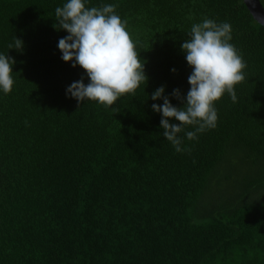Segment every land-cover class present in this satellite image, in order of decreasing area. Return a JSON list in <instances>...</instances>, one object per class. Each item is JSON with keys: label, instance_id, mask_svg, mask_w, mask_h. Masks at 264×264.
<instances>
[{"label": "trees", "instance_id": "obj_1", "mask_svg": "<svg viewBox=\"0 0 264 264\" xmlns=\"http://www.w3.org/2000/svg\"><path fill=\"white\" fill-rule=\"evenodd\" d=\"M64 2L0 0V53L14 61L0 93V264H264V27L243 0H88L115 4L147 77L106 109L65 94L88 79L60 58ZM204 18L231 25L245 78L178 153L150 96L164 87L183 107L180 45Z\"/></svg>", "mask_w": 264, "mask_h": 264}, {"label": "clouds", "instance_id": "obj_2", "mask_svg": "<svg viewBox=\"0 0 264 264\" xmlns=\"http://www.w3.org/2000/svg\"><path fill=\"white\" fill-rule=\"evenodd\" d=\"M88 0H65L55 8L56 30L67 35L60 38L57 48L61 60L72 67L84 70V77L72 82L65 90L66 96L81 101H94L111 108L115 102L146 82L144 63L135 50V45L126 30V21L115 12V4L88 7ZM231 25L204 18L193 23L186 32L189 39L181 43L191 73L188 76L190 88L183 98V107L177 108L164 94V87L157 88L150 96L152 111L161 116L159 127L162 135L176 152L182 148L183 139L195 140L197 134L217 126L215 102L227 93L236 102L235 85L245 78L246 63L238 50L230 43ZM9 49H21L22 41L13 37ZM13 59L0 53V93L9 94L14 86ZM174 72L175 69H172ZM172 98L181 99L178 89H173ZM179 124L169 123V120ZM192 130H186L187 127ZM183 133V138L178 135Z\"/></svg>", "mask_w": 264, "mask_h": 264}, {"label": "water", "instance_id": "obj_3", "mask_svg": "<svg viewBox=\"0 0 264 264\" xmlns=\"http://www.w3.org/2000/svg\"><path fill=\"white\" fill-rule=\"evenodd\" d=\"M254 20L264 27V7L260 0H243Z\"/></svg>", "mask_w": 264, "mask_h": 264}]
</instances>
